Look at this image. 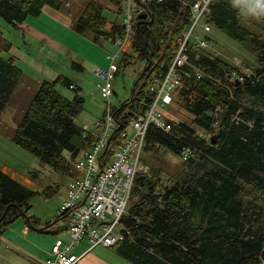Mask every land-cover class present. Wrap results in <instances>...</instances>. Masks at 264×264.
I'll return each instance as SVG.
<instances>
[{
	"label": "trees",
	"instance_id": "obj_1",
	"mask_svg": "<svg viewBox=\"0 0 264 264\" xmlns=\"http://www.w3.org/2000/svg\"><path fill=\"white\" fill-rule=\"evenodd\" d=\"M104 1L121 14L123 0ZM196 1L162 0L149 5L146 19L136 18L117 73L131 57L145 66L131 96L113 106L118 125L105 160L121 145L128 121L150 107L152 81L165 75ZM44 6L60 8L62 1L0 0V18L18 28L29 16L38 17ZM103 12V5L88 1L75 31L92 32L96 42L120 35L121 20L109 21ZM203 21L247 49L253 67L246 75L227 60L208 56L207 50L195 61L190 55L204 74L190 72L175 92V103L190 115V123L172 121L169 131L151 124L144 138L145 149L166 148L178 155L190 149V157L175 180L163 183L162 171L151 167L148 174L135 175L132 204L122 218L124 238L114 246L134 264H264V8L253 0H212ZM12 46L0 29V116L23 79L17 58L10 53ZM71 67L83 69L75 62ZM233 73L243 80L231 81ZM72 83L64 75L43 80L12 137L15 144L71 178L78 175L72 161L96 138L75 121L85 105L81 93L69 99L56 89L57 84L68 88ZM197 129L210 132L211 139L199 136ZM34 195L0 167V240L21 217L28 229L55 236L67 231L71 218L67 212L46 222L29 214Z\"/></svg>",
	"mask_w": 264,
	"mask_h": 264
},
{
	"label": "built area",
	"instance_id": "obj_2",
	"mask_svg": "<svg viewBox=\"0 0 264 264\" xmlns=\"http://www.w3.org/2000/svg\"><path fill=\"white\" fill-rule=\"evenodd\" d=\"M161 1H122L123 30L115 38H107L114 45L115 51L107 55L106 69L97 68L94 71L99 79L96 88L105 100L104 115L90 132L96 137L90 149L72 161V166L78 175L71 178L66 198L61 203L56 216L51 219L54 220L66 212L70 214L68 229L65 232L67 238L58 235L46 258L37 264H76L93 247L98 245L112 247L122 241L126 231L122 218L127 212L131 199L135 175L149 173V166L141 160V151L149 125L154 124L164 131H169L172 121L186 122L176 119L170 109L175 105V92L182 86L184 77L191 74L190 72L197 77L204 74L195 66L194 61L200 59L201 52L208 48L209 40L198 30L199 26L208 29L203 17L209 10V3L212 0H197L190 5L189 26L178 39L179 46L173 60L165 75L154 79L150 86V91L154 93L150 107L143 114L128 121L125 131L121 134L122 143L112 157L108 160L103 157L110 137L118 125L110 103V97L113 95L111 81L118 71V60L120 61L126 44L132 38L136 18L142 13L148 14L150 4ZM191 54L194 57L193 62L190 60ZM230 79L243 80L241 76L236 77L235 73ZM68 88L78 93H81L82 89L74 83ZM84 128L82 129L85 133L88 132L87 127ZM196 131L207 141L211 139L210 132L198 129ZM190 153V149H184L180 156L186 160L190 157ZM84 239L87 240L88 247L83 253L76 254L75 246Z\"/></svg>",
	"mask_w": 264,
	"mask_h": 264
},
{
	"label": "rangeland",
	"instance_id": "obj_3",
	"mask_svg": "<svg viewBox=\"0 0 264 264\" xmlns=\"http://www.w3.org/2000/svg\"><path fill=\"white\" fill-rule=\"evenodd\" d=\"M88 1H96L103 5V13L109 21H114L115 19L121 20L122 14L117 15L115 11H112L115 7L104 0H62V6L59 10L66 11L74 16V26L76 21L75 18L78 17L81 9ZM253 1L258 6L264 8V0ZM67 3L71 4V6H68ZM46 15L48 16V20L58 21L56 18L48 14ZM49 24L53 25L52 23ZM0 29L4 32L5 37L12 42L13 46L10 53L17 58L16 64L20 68H27L24 61L29 55L32 57L40 56L38 52H34L35 50L47 54L44 60L50 61V59L54 58L62 64H68V67L70 66L71 68V63L69 64L67 59L59 57L60 55L57 56L50 44L46 43L47 40L52 42L56 41L57 45L62 46L61 50L69 47L71 49L72 59L79 60L78 62H84L83 69L81 71H76L75 74L82 79H75V76H72L82 88L81 95L85 98L84 108L75 118V121L80 127L84 128L86 126L87 130L91 132L97 121L101 119L106 106L105 100L101 97L100 92L96 88L99 79L94 71L97 68L106 69L104 65H102L103 63H106L105 66H108L107 55L109 52L115 51L112 42L104 38H99V41L96 42L92 32L79 34L75 29L73 32L61 30L58 33L53 31L49 32L45 35V38L42 39L41 43L28 39L29 50H26L22 43V32L19 26L18 28H13L0 18ZM198 32L203 36L210 37L208 48L206 49L208 56H218L227 60L238 67L242 74L249 75L251 73L254 59L253 55L247 49L237 44L217 28L208 27V29H205L199 26ZM27 63L30 64V62ZM144 66V61L131 57L128 64L120 67L119 72L115 74V77L111 81L113 95L110 97V103L112 106H119L131 96L133 86L144 70ZM61 70L63 71H60L61 73L59 74H66L65 68L63 69V67H61ZM28 73L31 74V78H35L37 70L34 68ZM235 74L236 77H239L238 73ZM46 79L52 81L55 78L46 77ZM37 89V84L29 89L28 85L25 83V79H22L14 91L10 102L0 116V167L5 169L25 187L35 192V195L29 201L31 205L29 214L45 222L56 216L61 203L66 198L67 187L71 177L42 162L29 151L15 144L12 140L14 132L23 117L24 111L28 107ZM56 89L69 99H72L74 95L77 94V92L61 84H57ZM170 111L176 119H182L190 123V115L176 103L171 107ZM66 155L68 156V154ZM141 160L145 162L149 168L151 167L162 171L161 177L163 183L169 178L175 180L183 171L184 167V160L181 156L166 148H160L156 151L153 149H145L143 146ZM131 204L132 200L130 199L128 206ZM25 227L26 222L22 217L13 222L2 236L4 242L7 243L6 240L8 239L17 243L18 237L23 236L22 230H24ZM29 231L37 237V241L32 243V245L39 251L49 248L55 239V235L53 234L42 233L34 229H29ZM59 236L65 239L67 238L66 233H61ZM0 243L4 246L3 242ZM2 260L3 259L0 258V262Z\"/></svg>",
	"mask_w": 264,
	"mask_h": 264
},
{
	"label": "crops",
	"instance_id": "obj_4",
	"mask_svg": "<svg viewBox=\"0 0 264 264\" xmlns=\"http://www.w3.org/2000/svg\"><path fill=\"white\" fill-rule=\"evenodd\" d=\"M67 5L71 6V4L69 3H67ZM112 11H115V9ZM81 12L82 9L80 13ZM46 14L52 16L53 18H56L58 21L48 20V16ZM73 18L74 16L72 14L67 13L66 11L59 10V8L44 6L42 8L41 14L38 17L29 16L24 22L19 25V29L22 32V43L24 44V48H26V50H29L28 39L35 40L38 43H41L42 39L45 38V35L51 31L55 33H58L61 30H68L70 32H73ZM49 23H52L53 25H50ZM46 43L50 44L51 48L56 52L57 56L60 55L59 57L67 59L69 64L75 62L77 65L83 67L84 62H78L79 60L72 59L71 49L69 47L61 50L62 46L57 45L56 41L52 42L50 40H47ZM34 52H38L40 56L32 57L29 55L30 57L28 56L25 61L30 62V64L24 61L27 68H21L23 71V79H25V83L28 85L29 89H31L35 84L39 86V84L44 79L47 80L46 77L56 78L58 75H62L59 74L61 73L60 71H63L61 70V67H63V69L65 68L66 70V74H64V76L69 77L74 84H77L78 87H80L78 82L75 81V79L78 78L82 79L80 76L78 77L75 75L77 70H74L72 67L70 68V66L68 67V64H62L60 61H57L54 58L50 59V61L44 60V57H47V54H43L42 51L35 50ZM102 65H104L105 68L107 67L105 66L106 63H103ZM34 68L37 70V73L35 78H31V74H29L28 72H30ZM72 76H75V79ZM59 225H61V223H59ZM26 227L24 230H22L23 236L18 237L17 243L12 242L8 239L6 240L7 243H5L3 238H1L0 242H3L4 246L0 243V258L3 259L0 264H37L38 262H41L46 258L55 239L53 240V243L49 248L39 251L32 245V243L37 241V237H35V235ZM87 247L88 242L86 239H84L75 246L74 252L76 254H81ZM76 264L134 263L121 256L114 246H95L89 252L84 254Z\"/></svg>",
	"mask_w": 264,
	"mask_h": 264
},
{
	"label": "water",
	"instance_id": "obj_5",
	"mask_svg": "<svg viewBox=\"0 0 264 264\" xmlns=\"http://www.w3.org/2000/svg\"><path fill=\"white\" fill-rule=\"evenodd\" d=\"M147 16H148V14L147 13H142V14H140L139 16H138V18L141 20H143V19H146L147 18Z\"/></svg>",
	"mask_w": 264,
	"mask_h": 264
},
{
	"label": "bare ground",
	"instance_id": "obj_6",
	"mask_svg": "<svg viewBox=\"0 0 264 264\" xmlns=\"http://www.w3.org/2000/svg\"><path fill=\"white\" fill-rule=\"evenodd\" d=\"M250 39V38H249ZM30 103H31V101H30ZM215 129V128H214ZM169 135V134H168ZM111 146V145H110Z\"/></svg>",
	"mask_w": 264,
	"mask_h": 264
}]
</instances>
